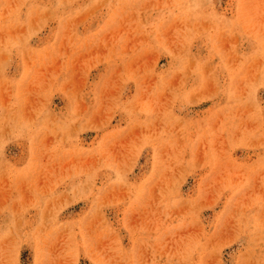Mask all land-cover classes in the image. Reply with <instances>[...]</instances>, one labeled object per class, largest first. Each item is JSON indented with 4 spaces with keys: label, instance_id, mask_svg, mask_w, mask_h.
Masks as SVG:
<instances>
[{
    "label": "rangeland",
    "instance_id": "374dc122",
    "mask_svg": "<svg viewBox=\"0 0 264 264\" xmlns=\"http://www.w3.org/2000/svg\"><path fill=\"white\" fill-rule=\"evenodd\" d=\"M0 264H264V0H0Z\"/></svg>",
    "mask_w": 264,
    "mask_h": 264
}]
</instances>
